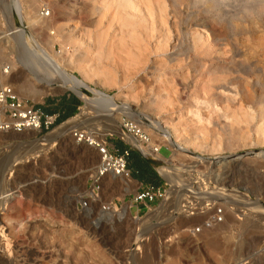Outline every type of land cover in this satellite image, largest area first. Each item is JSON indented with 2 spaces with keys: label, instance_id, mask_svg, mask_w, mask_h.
Here are the masks:
<instances>
[{
  "label": "rangeland",
  "instance_id": "rangeland-1",
  "mask_svg": "<svg viewBox=\"0 0 264 264\" xmlns=\"http://www.w3.org/2000/svg\"><path fill=\"white\" fill-rule=\"evenodd\" d=\"M111 1L0 0V45L5 49L0 62L12 67L7 84L36 107L64 96L80 102L75 115L48 135H0V151L7 153L0 192L13 193L0 203V264H252L253 259V264H264V239L253 254L242 250L251 240L246 234L250 223L240 224L235 213L234 221L222 224L227 198L218 184L222 170L238 168L235 180L246 182L241 190L245 200L256 199L264 207V198L251 190H264V158L259 156L264 153V0H134L142 15L150 4L159 19L143 20L133 9L137 17L130 25L122 23ZM46 62L51 70L58 64L108 96L109 104H97L95 112L86 114L70 91L41 92L30 73L41 72ZM21 88L31 93L23 95ZM72 119L83 127L79 132L108 142L119 138L109 120L140 124L153 144L163 146L160 156L172 165L167 176L188 185L185 191L172 202H159L150 213L141 209L133 219L134 208L122 214L130 200L116 192L122 183L107 176L100 201L82 210L98 155L76 144L72 131L48 145L42 142ZM147 120L161 123L176 148L156 137ZM110 201L119 210L102 213L101 206Z\"/></svg>",
  "mask_w": 264,
  "mask_h": 264
},
{
  "label": "bare ground",
  "instance_id": "bare-ground-1",
  "mask_svg": "<svg viewBox=\"0 0 264 264\" xmlns=\"http://www.w3.org/2000/svg\"><path fill=\"white\" fill-rule=\"evenodd\" d=\"M114 3H112V4H114L115 5V7L116 8H114V5L112 6L113 7V9L115 10H117V11H119L120 13H118L116 10V12L115 13H118V15H122V18L121 17H119V19L121 18V20H122V23H124L125 25H126V23L128 22V24H129V22L131 23V20L132 21H134L135 19V17H137V16H135V15H133V9H135L136 11H135V13L137 12H139L140 14H138V15H141L142 17H147L148 18V16H151V17H153V15L155 14V12H157V11H155L154 9H152V8H150V6L152 7V5H150L149 4V7H143L144 8V15H142L141 14V12L142 11H140L141 9H139V11H137V9H136V7L134 6L135 4H134V2H132V1H134V0H112ZM111 1V2H112ZM142 1V0H141ZM145 1V0H144ZM159 1V0H158ZM158 1H157V3L155 4L154 3V5L157 7V4H158ZM109 2V1H108ZM140 2V1H139ZM160 2V1H159ZM164 2V1H163ZM137 3V2H136ZM150 3H151V1H150ZM108 4V8H110V6L111 5H109V3H107ZM111 4V3H110ZM138 4H140V3H138ZM142 4V3H141ZM144 4H146V5H148L147 3H144ZM161 4V3H160ZM97 5V4H96ZM146 5H142V6H146ZM99 6V5H98ZM137 6V5H136ZM163 6V5H162ZM103 6H101V8H102ZM138 7V6H137ZM154 7V6H153ZM160 7H161V5H160ZM100 8V9H101ZM108 8H105V10H107L106 12H108ZM163 8H164V6H163ZM97 9H98V7H97ZM96 9V10H97ZM99 9V10H100ZM112 9V8H111ZM110 9V10H111ZM145 9H146V11H145ZM159 9V8H158ZM102 10H103V12L106 14V12H105V10H104V8H102ZM114 10H112L113 12H114ZM130 10V11H129ZM261 10V9H260ZM132 11V12H131ZM160 11V10H159ZM164 11V10H163ZM99 12V11H98ZM100 12H102L101 10H100ZM113 12L111 13V14H113ZM96 13V12H95ZM104 13H102V16L103 17H106V16H108V15H105ZM109 13V12H108ZM114 13V14H115ZM134 13V14H135ZM157 14V13H156ZM160 14L162 15V12H158V14L157 15H159L160 16ZM99 15V14H98ZM110 15V14H109ZM116 15V14H115ZM100 16H101V13H100ZM99 16V17H100ZM135 16V17H134ZM140 16V17H141ZM163 16V15H162ZM139 17V18H140ZM141 17V18H142ZM146 17H145V19L143 18V20H146ZM112 18L114 19L115 17H114V15H112ZM117 18V17H116ZM154 18H156V15H154ZM162 18V17H161ZM160 18V19H161ZM99 19V18H98ZM101 19V18H100ZM112 19V20H113ZM134 19V20H133ZM150 19V18H149ZM151 19H153V18H151ZM157 20L159 19V18H156ZM102 20V19H101ZM100 20V21H101ZM111 20V16H110V21H112ZM118 20V19H117ZM142 20V19H141ZM141 20L138 22L139 24H141L140 22H141ZM156 20V21H157ZM148 21H150V20H148ZM126 22V23H125ZM135 22H137V19H136V21ZM159 22V21H158ZM143 23V22H142ZM146 23V22H145ZM156 23V22H155ZM154 23V24H155ZM121 24V23H120ZM132 24H134V23H132ZM154 24H152V25H154ZM130 25V24H129ZM142 25V24H141ZM147 25H148V23H147ZM259 25V24H258ZM106 26V25H105ZM122 26H123V24H122ZM121 26V27H122ZM133 26V25H132ZM134 26H136V25H134ZM137 26L138 27H140L138 24H137ZM243 26V25H242ZM108 27V26H107ZM110 27V26H109ZM125 27V26H124ZM130 27V26H129ZM142 27H145V25H142ZM239 27V26H238ZM136 29V28H135ZM134 29V30H135ZM148 29V28H147ZM156 29V28H155ZM133 30V29H132ZM139 30V29H138ZM144 30H146V29H144ZM149 30V29H148ZM160 30H161V28H160ZM159 30V31H160ZM164 30V29H163ZM141 31V30H140ZM151 32H152V34L151 35H153V31H155V30H153L152 31V29L150 30ZM240 31V30H239ZM247 31H248V28H247ZM135 32V31H134ZM133 32V33H134ZM106 33V32H105ZM242 33V32H241ZM102 33H99V36L101 35ZM149 35V34H148ZM98 36V35H97ZM102 36H103V34H102ZM140 36V35H139ZM195 36V35H194ZM193 36V37H194ZM232 36V35H231ZM145 37H149V36H144V38ZM163 37V36H162ZM248 37V36H247ZM137 38H138V36H137ZM141 38V37H140ZM139 38V39H140ZM151 38H153V36L151 37ZM202 38V37H201ZM204 38H206V37H204ZM232 38V37H231ZM259 38V37H258ZM23 39V38H22ZM142 39V38H141ZM148 39H150V38H148ZM161 39V38H160ZM168 39V38H167ZM24 40V39H23ZM22 40V41H23ZM145 40V39H144ZM262 40V39H261ZM143 41V40H142ZM165 41V40H164ZM194 41V40H193ZM202 41V40H201ZM207 41V40H206ZM234 41V40H233ZM139 42V41H138ZM140 42H141V40H140ZM139 42V43H140ZM163 42V41H162ZM197 42V41H196ZM209 42V41H208ZM259 42V41H258ZM258 42H256V43H258ZM264 42V41H263ZM24 43V42H23ZM135 43H137V42H135ZM143 43V42H142ZM199 43V42H198ZM207 43V42H206ZM236 43V42H235ZM237 44V43H236ZM248 44V43H247ZM23 45H25V44H23ZM222 45V44H221ZM260 45V44H259ZM258 44H257V46H259ZM261 45H263V44H261ZM144 46H145V44H144ZM205 46H208V45H205ZM211 46V45H210ZM219 46V45H218ZM25 47H26V45H25ZM140 47V46H139ZM199 47H201V45L199 46ZM209 47V46H208ZM214 47V46H213ZM225 48V47H224ZM253 48H255L254 46H253ZM256 48H258V47H256ZM24 49H26V48H24ZM200 49V48H199ZM208 49V48H207ZM215 49H216V47H215ZM219 49V48H218ZM239 49V48H238ZM259 49V48H258ZM5 50V49H4ZM3 50V47L0 45V54L2 53L3 54V52L2 51H4ZM202 49H200V51H201ZM257 50V49H256ZM190 51V50H189ZM205 51H207V50H205ZM210 51V50H209ZM248 51V50H247ZM227 52V51H226ZM229 52V51H228ZM5 53V52H4ZM226 54V53H225ZM28 55V54H27ZM207 55V54H206ZM231 56V55H230ZM233 56V55H232ZM235 62V61H234ZM16 63H18V62H16ZM47 63V65H45ZM46 63H44V64H42V66H41V68H42V71L41 72H39L40 71V69H39V67L37 68V69H39V71L36 73L35 71H33V70H31V71H33V72H31L30 73V75H31V80H32V78H33V82H35V83H37V85L39 84V87L41 86L42 87V89H41V92L42 91H46V92H59V93H61V92H64V91H70V92H72V93H74L81 101H82V104H83V106H82V109L81 110H83L84 111V113H93V111L95 112V105L97 106V104H104V105H106L107 103L109 104V102H110V100H111V98H109L108 96H106V95H104V94H102V93H99V92H97V91H95V90H93L91 87H89L86 83H84L82 80H79V79H77L76 77H74V76H72V75H70V74H66L65 73V71H64V69H62L60 66H58V64L55 66L56 67V69H55V67H54V71H55V73H54V76H53V73L51 72V71H53V70H51L52 68H51V66H52V64H48V63H50V62H46ZM55 63V62H54ZM56 63H57V61H56ZM26 65V67L27 68H30V65L29 64H25ZM60 65V64H59ZM11 66V65H10ZM22 66H24V65H22ZM21 66V67H22ZM25 67V66H24ZM32 67V69H34V67H33V65L31 66ZM11 69H12V67H11ZM35 70V69H34ZM71 71V70H70ZM22 72V71H21ZM51 72V73H50ZM48 73H49V75L50 74H52L51 76L52 77H50L49 75H48ZM29 77V76H28ZM30 80V81H31ZM27 81V80H26ZM28 83H29V81H28ZM23 84H24V82H23ZM26 85H27V83H25ZM32 84V83H31ZM31 84H29V85H31ZM226 84V83H225ZM25 85V86H26ZM33 85V84H32ZM35 85V84H34ZM19 86H21V85H19ZM22 86H24V85H22ZM21 86V87H22ZM24 86V87H25ZM33 87V86H32ZM31 86H30V88H32ZM40 87V88H41ZM20 88V87H19ZM27 88V87H26ZM30 88H28V89H24V88H21L22 90H20L19 92H22V94L24 95L25 93H27L26 91L27 90H29V92H30ZM34 88V87H33ZM32 88V89H33ZM224 88V87H223ZM23 89H24V92H23ZM34 89H36V87L34 88ZM26 90V91H25ZM38 90H40V89H38ZM37 89L36 90H33L35 93H39L40 91H38ZM32 91V90H31ZM32 91V92H33ZM36 91H38V92H36ZM28 92V93H29ZM33 92V93H34ZM27 93V94H28ZM31 93V92H30ZM32 93V94H33ZM55 93V94H56ZM32 94H30V95H32ZM26 95V94H25ZM29 95V96H30ZM28 96V95H27ZM99 105H98V107H99ZM101 106V105H100ZM97 107V108H98ZM104 107V106H103ZM116 107V106H115ZM100 108V107H99ZM114 109V108H113ZM98 112H99V110H97ZM98 112H96V114L98 113ZM84 115V114H83ZM109 117V116H108ZM112 117V116H111ZM78 118V117H77ZM82 118V117H81ZM110 119V118H109ZM79 120V119H78ZM77 120V121H78ZM145 120H146V118H145ZM110 121H112L113 122V126H112V128H111V130L112 131H115V134L117 135H120V136H122V134L124 135V133H123V131H122V125H121V123L120 122H117L116 120H109V122ZM137 121V120H136ZM75 122V123H74ZM112 122H111V125H112ZM147 122H148V126H149V128L152 130V133H154L155 134V136L157 137H159V138H162V139H164L165 141H167L171 146H173V147H175V142L173 141V139H172V135H170L169 133H168V131H166V129L162 126V124L161 123H159V122H151V121H148L147 120ZM81 124H79L78 126L76 125V121L74 120V119H72V120H70L66 125H64V126H62V129H59L54 135H52V134H50L51 136H49V137H46L45 139L43 138L42 139V142H44V143H46V145H48V143H53L54 141H56L59 137H61V136H66L70 131H72V132H75V131H78L79 129H81V128H83V127H81L80 126ZM140 125V124H139ZM110 127V126H109ZM92 130H94V129H92ZM71 133V132H70ZM124 138L128 141V143L129 144H131L134 148H136V149H138L149 161H151V164L154 166V168L156 169V170H158V172L160 173V174H163L164 176H165V178H166V180L168 181V183L171 185V188L169 189V191H167V198H166V200H167V202H169V201H173V198L174 197H176V198H178V196H179V194L181 193V192H183V191H185V187H187L188 185H182V184H180V182H179V180H176V179H178V177L176 178V177H172V178H169L167 175H168V173H167V170H169V168H171L172 167V165L169 163V160H165V159H163L162 157H160V156H158V155H156V154H153L152 152H150V150L149 149H147V148H143L140 144H138L133 138H131V137H129V136H126V135H124ZM264 143V142H263ZM176 148V147H175ZM185 153H187L188 154V152H185ZM261 154V153H260ZM257 155H259V154H257ZM259 156H262L263 158H264V153L263 154H261V155H259ZM236 166V165H235ZM226 167H228V166H226ZM224 168V167H223ZM240 168V167H239ZM253 168H254V166H253ZM253 168H252V170H253ZM256 168H257V166H256ZM259 168V167H258ZM247 169V168H246ZM255 169V168H254ZM241 170V169H240ZM251 170V171H252ZM256 170V169H255ZM243 171V170H242ZM180 172V171H179ZM239 172V170H238V168L236 169V170H233V167H232V169H230V168H225L224 170H222V172H221V174H220V182L218 183L219 184V190H220V192L222 193L223 192V198L225 199V198H231L232 197V199H229L230 201H234L233 203H230L229 201H227V199L224 201V207L227 209V214H225V215H227L226 216V218H224V223H222L223 225H227V222L228 221H230L229 222V224L231 223V221H234V217H233V215L236 213V214H238V216L236 215V217L238 218V222L240 223V224H242V222H244L245 223V225H246V223L248 224V223H250L251 225V227H250V229H248L247 231V236H249L250 238H251V242L249 241V243H248V245L245 247V249H242V250H244V253L248 256L250 253H251V251H252V248L254 247H256L255 245H257V243H259V242H261V240L262 239H264V231L262 230V231H260L261 229H264V207H262L257 201H256V199H250V200H245V198H244V193L242 192L241 193V190H245L244 188H243V186L245 185V183L246 182H241L240 181V179H239V181H237V179L235 180V175H237V173ZM245 172H247V171H245ZM252 172H255V171H252ZM242 173V172H241ZM240 173V174H241ZM244 173V172H243ZM180 175L182 174V173H179ZM239 174V173H238ZM255 174H257V173H255ZM254 174V175H255ZM180 175H179V179H180ZM258 175V174H257ZM260 175V174H259ZM178 176V175H177ZM182 176V175H181ZM264 176V175H263ZM110 177V176H109ZM184 177V176H183ZM238 178V177H237ZM250 178V177H249ZM248 178V179H249ZM262 178V177H261ZM112 179V178H111ZM252 179V178H251ZM255 179V178H254ZM113 180V179H112ZM182 181V180H181ZM219 181V180H218ZM258 181V180H257ZM260 181V180H259ZM123 184L124 183H126V182H124V181H121ZM183 182V181H182ZM258 183V182H257ZM262 183V182H261ZM184 184V183H183ZM187 184V183H186ZM249 184V183H248ZM128 185V184H127ZM126 185V186H127ZM123 186H125V185H123ZM129 186V185H128ZM128 186H127V188H128ZM253 186V185H252ZM126 188V187H125ZM124 188V189H125ZM123 189V188H122ZM229 189V190H228ZM126 190V189H125ZM251 190H253L252 192L254 193V197H257L258 198V196H262L263 198H264V190H262V188H256V187H253V189H251ZM127 191V190H126ZM248 191V190H247ZM124 193H125V191H123ZM252 193V194H253ZM13 194V193H12ZM12 194H10L9 193V191H2V192H0V203L4 200V202H6L5 200H7V198L8 197H10ZM220 195V194H219ZM218 195V196H219ZM221 195V196H222ZM252 196V195H251ZM220 197V196H219ZM246 197V196H245ZM222 198V199H223ZM220 199V198H219ZM166 200H164L163 201V203L164 202H166ZM223 201V200H222ZM3 202V203H4ZM230 203V204H229ZM165 204H167V203H165ZM166 207H167V205H166ZM246 207H251L250 209H247ZM128 208H129V204L126 206V207H124L123 208V210H122V214H126V215H128ZM246 208V209H245ZM224 211V210H223ZM230 211H231V213H230ZM231 215H230V214ZM114 214V212H111V215H113ZM241 216V217H240ZM237 220V219H236ZM240 220V221H239ZM204 221V220H203ZM222 221V220H221ZM196 226V225H195ZM243 227V226H242ZM248 227H249V225H248ZM239 228V227H238ZM240 231H241V229H240ZM245 232V231H244ZM242 233V232H241ZM255 235H257V236H255ZM228 237V236H227ZM240 238V237H239ZM248 238V237H247ZM246 238V239H247ZM228 239H230L229 237H228ZM249 239V238H248ZM227 240V239H226ZM227 241H229V240H227ZM226 241V242H227ZM235 241V240H234ZM243 241V240H242ZM239 242V241H238ZM236 243V242H235ZM242 243V242H241ZM264 243V242H263ZM260 244V243H259ZM262 244V243H261ZM260 244V245H261ZM238 245H240V244H238ZM264 245V244H263ZM262 245V247H264ZM237 246V245H236ZM258 246V245H257ZM251 254H253V253H251ZM242 255V254H241ZM256 255V254H255ZM255 255L253 256V258H257L258 256L256 255V257H255ZM263 255V256H262ZM240 256V255H239ZM245 256V255H244ZM250 256H252V255H250ZM261 257H262V259H263V262H264V254H261L260 255ZM259 256V257H260ZM258 257V258H259ZM240 258V257H239ZM242 258H243V256H242ZM247 258H245V260H246ZM261 259V260H262ZM238 260V259H237ZM241 260V259H240ZM251 261H252V259H251ZM253 262H255V260L253 259ZM253 262H252V264H253ZM262 262V261H261ZM260 262V263H261ZM234 263V262H233ZM233 263H230V264H233ZM256 263V262H255ZM259 263V262H258ZM257 263V264H258ZM259 263V264H260ZM235 264H238V262H235ZM251 264V263H250ZM261 264H263V263H261Z\"/></svg>",
  "mask_w": 264,
  "mask_h": 264
},
{
  "label": "built area",
  "instance_id": "built-area-1",
  "mask_svg": "<svg viewBox=\"0 0 264 264\" xmlns=\"http://www.w3.org/2000/svg\"><path fill=\"white\" fill-rule=\"evenodd\" d=\"M42 15H44L43 11ZM10 72L11 66L0 62V135L9 133L20 135L28 131L44 136L48 135L58 127L59 116L47 114L40 107L22 100L14 89L7 84L6 78L10 76ZM121 125L124 135L133 138L143 148H147L153 154L160 156L163 146L153 144L152 138L144 128L126 119L122 120ZM72 135L76 144H82L89 149H93L99 157V163L90 179L91 186L86 191V196L81 204L82 210L86 209L90 204L100 201L101 184L105 177L111 176L114 180H121L130 184L132 173L127 166L128 151L122 154L118 151H110L107 147V139L92 133L87 134L75 131ZM124 135H119L118 139L127 143ZM128 145L132 149H136L131 144ZM165 148L170 150L169 147ZM162 158L168 160L167 158ZM167 191L169 190L154 185L143 186L137 191H132L129 188L126 193L130 197L129 208H134L136 215L132 218H139L141 209L144 213L154 211L153 209L159 202L162 203L166 200ZM118 210L117 205L113 201H110L102 205L100 211L108 213Z\"/></svg>",
  "mask_w": 264,
  "mask_h": 264
},
{
  "label": "crops",
  "instance_id": "crops-1",
  "mask_svg": "<svg viewBox=\"0 0 264 264\" xmlns=\"http://www.w3.org/2000/svg\"><path fill=\"white\" fill-rule=\"evenodd\" d=\"M77 98L72 96H64L59 99H51L48 100L45 105L38 106L47 114H56L59 116L58 120H64L72 117L76 111L75 107H72L71 104L76 101ZM78 100V99H77ZM79 101V100H78ZM107 147L110 151H118L122 154L125 151L129 152V164L131 163V167L129 170L132 173V181L130 182V188L132 191L140 190L143 186L146 185H154L157 187H163L166 184L162 175L153 168L150 164H148L139 154L136 153L134 149L131 148L126 142L117 140H107ZM109 177V176H108ZM112 182L115 180L110 176L109 177ZM113 180H112V179ZM121 182V180H119ZM122 183V182H121ZM125 185V186H123ZM127 183H122V188L117 189V193L122 194L123 196L128 192L129 187L127 188ZM126 187V188H125ZM127 190H125V189ZM120 191V192H119ZM125 191V193L123 192ZM114 203V201H113Z\"/></svg>",
  "mask_w": 264,
  "mask_h": 264
},
{
  "label": "water",
  "instance_id": "water-1",
  "mask_svg": "<svg viewBox=\"0 0 264 264\" xmlns=\"http://www.w3.org/2000/svg\"><path fill=\"white\" fill-rule=\"evenodd\" d=\"M74 94V93H73ZM75 95V94H74ZM76 96V95H75ZM77 97V96H76ZM40 140H38L37 142H39ZM136 153L139 154L148 164H150L153 168L154 166L151 164V161H149L144 155H142L137 149H135ZM7 157V153L5 151H0V172L2 170L3 164L6 160ZM161 205V204H160ZM160 205L158 206V208L160 207Z\"/></svg>",
  "mask_w": 264,
  "mask_h": 264
},
{
  "label": "trees",
  "instance_id": "trees-1",
  "mask_svg": "<svg viewBox=\"0 0 264 264\" xmlns=\"http://www.w3.org/2000/svg\"><path fill=\"white\" fill-rule=\"evenodd\" d=\"M76 101L78 102V104L74 101L72 104H71V106L72 107H75V109H77V108H79V104H80V102L76 99ZM75 115V114H74ZM73 115V116H74ZM72 116V117H73ZM71 118V117H70ZM65 120H67V119H64V120H58V125L59 124H61L62 122H64ZM128 158H129V154H128V157H127V166H128V169H129V167H131V163L129 164V161H128Z\"/></svg>",
  "mask_w": 264,
  "mask_h": 264
}]
</instances>
